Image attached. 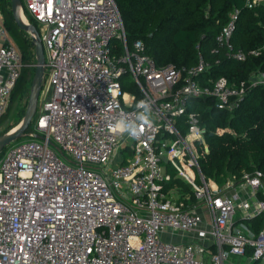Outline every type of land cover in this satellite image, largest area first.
I'll return each instance as SVG.
<instances>
[{
	"label": "built area",
	"instance_id": "built-area-1",
	"mask_svg": "<svg viewBox=\"0 0 264 264\" xmlns=\"http://www.w3.org/2000/svg\"><path fill=\"white\" fill-rule=\"evenodd\" d=\"M24 6L39 24L46 78L34 130L0 155V264H233L234 255L264 264V221L258 232L246 222L264 217V174L243 172L221 186L207 179L205 128L189 108L190 99L213 98L232 111L246 87L224 76L200 80L209 67L202 58L157 66L140 39L127 44L115 0ZM231 17L216 36L230 49ZM25 66L0 10V117ZM256 73L251 86L264 84ZM128 77L133 93L123 90ZM142 100L150 123L130 137L114 125L138 123Z\"/></svg>",
	"mask_w": 264,
	"mask_h": 264
},
{
	"label": "trees",
	"instance_id": "trees-1",
	"mask_svg": "<svg viewBox=\"0 0 264 264\" xmlns=\"http://www.w3.org/2000/svg\"><path fill=\"white\" fill-rule=\"evenodd\" d=\"M115 2L124 21L127 44L140 39L157 66L173 63L189 67L202 58L209 67L199 76L200 80L224 76L230 82L246 87L245 94L232 111L217 108L213 98L189 100L190 110L198 113L205 128L204 141L208 150L199 161L203 175L221 186L232 176L239 179L243 172L259 170L264 174V84L250 85L251 74H264V3L248 8L246 0ZM22 9L28 22L36 26V21ZM0 10L11 39L19 49L23 63L27 64L21 69L1 121L8 115L17 96L30 87L35 54L30 34L18 28L13 20L11 1L0 0ZM232 15L230 49L217 45L216 36ZM214 47H219V51L213 55L211 49ZM237 49L247 53L245 60L231 57L230 52ZM251 50H258V54L250 55ZM36 114L37 110L25 136L34 130ZM21 119L11 123L5 133ZM173 182L181 184L178 179ZM263 221L262 214L246 220L254 232L261 229Z\"/></svg>",
	"mask_w": 264,
	"mask_h": 264
},
{
	"label": "water",
	"instance_id": "water-1",
	"mask_svg": "<svg viewBox=\"0 0 264 264\" xmlns=\"http://www.w3.org/2000/svg\"><path fill=\"white\" fill-rule=\"evenodd\" d=\"M10 1H11V13L16 26L28 32L31 36L34 45L35 70L29 88L28 102L24 116L16 126L8 130L6 133L0 135V151L15 139L25 135V130L32 121V118L35 115L37 109L38 97L44 75V50L41 39L39 37L37 27L34 24L29 23L26 19L23 20L20 17L19 15V9H21L20 0H10Z\"/></svg>",
	"mask_w": 264,
	"mask_h": 264
},
{
	"label": "rangeland",
	"instance_id": "rangeland-1",
	"mask_svg": "<svg viewBox=\"0 0 264 264\" xmlns=\"http://www.w3.org/2000/svg\"><path fill=\"white\" fill-rule=\"evenodd\" d=\"M20 8L23 12L22 8L25 9L24 0H20ZM25 19L28 21V19L26 17H25ZM36 27H37V29L39 28L38 22H36ZM45 78H46V73L44 75V79ZM260 79H261V75L256 73L251 78V81L253 83H257L260 81ZM29 88L30 87L24 89V91L17 96V98L15 99V101L11 105V108L9 110L8 115L5 116L0 121V135L5 133V130H7V128L9 127V125L11 123L18 121L21 117L23 118L25 110H26L27 102H28ZM133 88H134V85H133V82H132L130 77L127 78V81H125V79H123V90L125 92L133 93L134 92ZM39 100H40V95H39V99L37 102V109L36 110H38ZM26 139H28V137L22 136L20 138L15 139L11 143H9L6 147H8L9 145L24 141ZM173 240H178V238L174 237ZM230 262H232L233 264H251L252 263V261L247 257H239V256H235V255L230 257ZM254 264H263V262L262 263L261 262H255Z\"/></svg>",
	"mask_w": 264,
	"mask_h": 264
},
{
	"label": "clouds",
	"instance_id": "clouds-1",
	"mask_svg": "<svg viewBox=\"0 0 264 264\" xmlns=\"http://www.w3.org/2000/svg\"><path fill=\"white\" fill-rule=\"evenodd\" d=\"M138 109L141 113H145L140 115L139 122L135 124H129L126 120L121 119L117 122L114 127L119 128L122 132L128 133L130 137H136L140 132L141 124L150 123V105L147 101L142 100L138 104Z\"/></svg>",
	"mask_w": 264,
	"mask_h": 264
},
{
	"label": "crops",
	"instance_id": "crops-1",
	"mask_svg": "<svg viewBox=\"0 0 264 264\" xmlns=\"http://www.w3.org/2000/svg\"><path fill=\"white\" fill-rule=\"evenodd\" d=\"M21 12H22V11H21ZM22 14H23V12H22ZM23 16H24V14H23ZM24 17H25V16H24ZM236 191L240 192L241 197H244V195H245L244 191H245V190H244L243 188H239V187H238V188L236 189ZM228 192H229V193H232V192H235V191H234V189H231V190H229Z\"/></svg>",
	"mask_w": 264,
	"mask_h": 264
},
{
	"label": "bare ground",
	"instance_id": "bare-ground-1",
	"mask_svg": "<svg viewBox=\"0 0 264 264\" xmlns=\"http://www.w3.org/2000/svg\"><path fill=\"white\" fill-rule=\"evenodd\" d=\"M19 15H20V17H21L23 20H25V17L23 16V14H22V12H21V9H19Z\"/></svg>",
	"mask_w": 264,
	"mask_h": 264
}]
</instances>
